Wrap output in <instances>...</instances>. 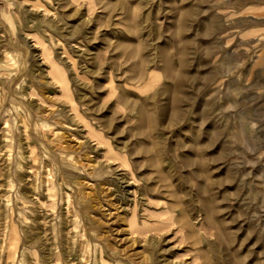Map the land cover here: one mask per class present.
Wrapping results in <instances>:
<instances>
[{
  "label": "rangeland",
  "instance_id": "rangeland-1",
  "mask_svg": "<svg viewBox=\"0 0 264 264\" xmlns=\"http://www.w3.org/2000/svg\"><path fill=\"white\" fill-rule=\"evenodd\" d=\"M0 264H264V0H0Z\"/></svg>",
  "mask_w": 264,
  "mask_h": 264
}]
</instances>
